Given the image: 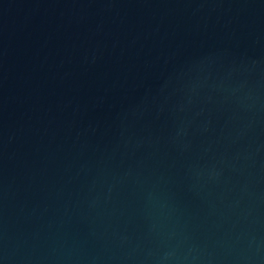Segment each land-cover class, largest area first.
Wrapping results in <instances>:
<instances>
[{"label":"water","instance_id":"95a60500","mask_svg":"<svg viewBox=\"0 0 264 264\" xmlns=\"http://www.w3.org/2000/svg\"><path fill=\"white\" fill-rule=\"evenodd\" d=\"M0 264H264V0H0Z\"/></svg>","mask_w":264,"mask_h":264}]
</instances>
